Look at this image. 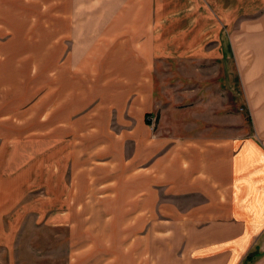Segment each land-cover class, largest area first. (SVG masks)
<instances>
[{
    "label": "rangeland",
    "instance_id": "1",
    "mask_svg": "<svg viewBox=\"0 0 264 264\" xmlns=\"http://www.w3.org/2000/svg\"><path fill=\"white\" fill-rule=\"evenodd\" d=\"M185 2L158 8L180 17L158 26L194 46L177 64L172 48L159 51L153 82L149 57L123 63L127 46L106 59L69 56L62 0H0V264H121L137 237V177L149 159L140 151L184 144L168 129L205 126L201 110L223 114L226 132H248L251 65L264 63V33L251 36L250 21L264 0Z\"/></svg>",
    "mask_w": 264,
    "mask_h": 264
},
{
    "label": "crops",
    "instance_id": "2",
    "mask_svg": "<svg viewBox=\"0 0 264 264\" xmlns=\"http://www.w3.org/2000/svg\"><path fill=\"white\" fill-rule=\"evenodd\" d=\"M171 1L62 0L61 5H69L63 13L69 24L62 28L69 43L65 50L81 62L91 55L117 57L127 46L133 50L124 53L126 57H149L145 64L154 82L159 51L171 54L172 48L176 52L169 59L177 64L176 53L194 46L185 42L178 47L175 30H160L165 18L180 19L156 14L160 7H174ZM188 5L192 8L191 2ZM260 7L259 17L254 15L258 20L250 21L255 39L264 33V5ZM129 8H148V15H123ZM182 19L191 23L194 17ZM194 35L209 37L203 31ZM123 63L133 61L127 57ZM250 72L248 104L253 117L246 134L226 132L223 114L201 110L205 126L168 129L169 135H180L182 140L188 136L184 144L172 143L163 154L154 143L150 150L140 151V159H149L137 177V237L122 251L121 264H242L248 255H254L248 260H253L251 264H264V63L252 64ZM155 91L151 90L152 98ZM210 98L207 102L213 103L216 97Z\"/></svg>",
    "mask_w": 264,
    "mask_h": 264
},
{
    "label": "trees",
    "instance_id": "3",
    "mask_svg": "<svg viewBox=\"0 0 264 264\" xmlns=\"http://www.w3.org/2000/svg\"><path fill=\"white\" fill-rule=\"evenodd\" d=\"M254 255H248V256H246V259H245V261L242 263V264H251L252 262H253V260H252V262L250 263V261H248V260H251L252 259V257H253ZM247 261V262H246Z\"/></svg>",
    "mask_w": 264,
    "mask_h": 264
}]
</instances>
